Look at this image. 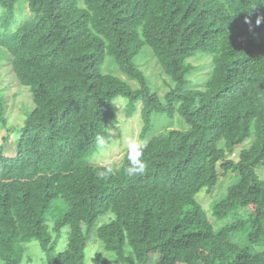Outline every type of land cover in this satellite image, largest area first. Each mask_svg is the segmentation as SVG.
I'll use <instances>...</instances> for the list:
<instances>
[{
    "label": "trees",
    "instance_id": "obj_1",
    "mask_svg": "<svg viewBox=\"0 0 264 264\" xmlns=\"http://www.w3.org/2000/svg\"><path fill=\"white\" fill-rule=\"evenodd\" d=\"M145 46L163 97L134 60ZM109 57L138 88L104 71ZM6 62L34 107L15 152L0 144V264H36L34 246L47 264H89L93 242V264H264V0H0L1 127ZM139 109L145 173L127 175V152L91 162L119 110ZM153 112L189 128L147 137ZM230 171L207 211L197 194Z\"/></svg>",
    "mask_w": 264,
    "mask_h": 264
},
{
    "label": "rangeland",
    "instance_id": "obj_2",
    "mask_svg": "<svg viewBox=\"0 0 264 264\" xmlns=\"http://www.w3.org/2000/svg\"><path fill=\"white\" fill-rule=\"evenodd\" d=\"M210 56L205 54V57H192L191 61L198 64V68L196 72L193 74V81L196 83V88L204 87V82L207 79L208 73L210 72ZM135 62L138 66L148 74L150 85L153 90L157 91L161 97H163L169 87L167 85L164 86L162 79V71L156 61L157 58L152 52V49L149 46H145L134 58ZM10 71L13 76L10 75ZM104 71L114 73L124 80L128 81L132 87L138 88L139 84L137 81L129 79V77L123 73H121L116 67V63L112 60V57L106 59L104 64ZM3 76L6 77L5 81H3V85L6 87L5 93V101L7 103V123L6 127H1L0 124V144H4L7 152L12 154L15 152V146L17 141V129L23 125L24 119H26L28 113L33 109L34 103L32 100V95L30 91V87L24 84L18 83L15 80V74L13 70L9 68V62L3 64L2 67ZM5 74V75H4ZM16 81V83H15ZM120 102V101H119ZM142 104L140 103L139 107ZM119 107H121L119 103ZM121 115L118 123L111 125L108 134H106L104 138V145L99 146L96 152L93 154L91 158V162L95 165H117L121 162L124 157V154L127 152L126 147L124 146V140L126 138L135 137L139 140L144 141L140 137V133L143 126L142 116L140 114V109L137 114L126 118L122 110H119ZM20 125V126H19ZM13 128V130H12ZM172 128H178L182 130H186L189 128V125L186 121L179 115L178 112H175L174 115L170 116L168 114L153 112L152 114V129L147 137H150L154 134H158L160 132L168 131ZM10 129L12 130L10 133ZM7 134L11 135V140H5ZM241 148V147H240ZM238 148V149H240ZM238 150L232 154L231 157H237ZM257 170L261 175H264V165L258 167ZM219 172H223L222 168L219 169ZM236 181V174L230 171L228 174L220 175L218 183L211 190L208 191L205 189L201 190L197 194V199L202 203L207 211L210 210L211 206L214 202L222 199L227 192L228 187ZM229 218L221 219V224H226ZM236 238L244 244L246 242L245 238L238 233ZM36 245V244H33ZM37 246V245H36ZM256 248V245H255ZM100 242H93L89 248H87V256L89 264L92 263V255L95 254L97 250H100ZM35 257L36 264H47L46 258L42 251L34 246V250L32 251ZM91 256V257H90ZM93 264V263H92Z\"/></svg>",
    "mask_w": 264,
    "mask_h": 264
},
{
    "label": "clouds",
    "instance_id": "obj_3",
    "mask_svg": "<svg viewBox=\"0 0 264 264\" xmlns=\"http://www.w3.org/2000/svg\"><path fill=\"white\" fill-rule=\"evenodd\" d=\"M97 142L101 146H103L105 143L104 139L99 136L97 137ZM124 146L126 147V150H127V161H128V166L126 167L127 175L129 177L143 175L145 171L147 170V164L145 160L143 159L144 151L146 148L145 142L135 137H130L124 140ZM107 171L111 172L112 169L109 168ZM98 175L103 177L106 175V173L100 172L98 173Z\"/></svg>",
    "mask_w": 264,
    "mask_h": 264
}]
</instances>
